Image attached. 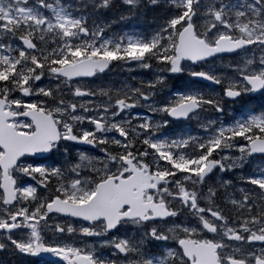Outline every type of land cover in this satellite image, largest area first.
I'll use <instances>...</instances> for the list:
<instances>
[{
    "label": "snow or ice",
    "instance_id": "6c2138e0",
    "mask_svg": "<svg viewBox=\"0 0 264 264\" xmlns=\"http://www.w3.org/2000/svg\"><path fill=\"white\" fill-rule=\"evenodd\" d=\"M257 95L264 0H0V264H264Z\"/></svg>",
    "mask_w": 264,
    "mask_h": 264
},
{
    "label": "flooded vegetation",
    "instance_id": "af4514ba",
    "mask_svg": "<svg viewBox=\"0 0 264 264\" xmlns=\"http://www.w3.org/2000/svg\"><path fill=\"white\" fill-rule=\"evenodd\" d=\"M148 16L150 18L143 20V22H129L128 24H123L122 26H115V27H118V31H121L124 29H133L134 28L135 30H138L141 32H149V31H151V28L153 27V14H149ZM116 73H120L122 75V77L114 79L113 74H116ZM133 76H135L137 78L136 81H132L134 83L140 79H147L148 78L141 71H135L132 73H128L127 71H124L120 68H115L110 73H108L106 76H103L99 80H95L93 82L92 86L96 87V86H100L102 84H107V83H119L123 79L124 80L125 79L131 80V77H133ZM185 79H186V77L184 79L173 78V79L169 80L168 88L176 87V88H180L181 90H183V84L185 82ZM261 103H264V98H261L257 95L251 101L250 106L260 105ZM138 111H140L143 114L144 110L139 109ZM173 127L175 128V126H173Z\"/></svg>",
    "mask_w": 264,
    "mask_h": 264
},
{
    "label": "rangeland",
    "instance_id": "374dc122",
    "mask_svg": "<svg viewBox=\"0 0 264 264\" xmlns=\"http://www.w3.org/2000/svg\"><path fill=\"white\" fill-rule=\"evenodd\" d=\"M113 75H114V79L119 78V77H122V75L120 73H116V74H113ZM193 128H195L194 125H193Z\"/></svg>",
    "mask_w": 264,
    "mask_h": 264
},
{
    "label": "trees",
    "instance_id": "16d2710c",
    "mask_svg": "<svg viewBox=\"0 0 264 264\" xmlns=\"http://www.w3.org/2000/svg\"><path fill=\"white\" fill-rule=\"evenodd\" d=\"M130 22H139L138 20H133V21H130ZM117 27H114V30H116Z\"/></svg>",
    "mask_w": 264,
    "mask_h": 264
}]
</instances>
